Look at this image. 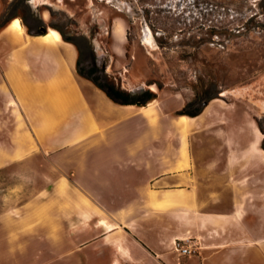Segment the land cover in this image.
<instances>
[{
  "label": "crops",
  "instance_id": "crops-1",
  "mask_svg": "<svg viewBox=\"0 0 264 264\" xmlns=\"http://www.w3.org/2000/svg\"><path fill=\"white\" fill-rule=\"evenodd\" d=\"M55 30L0 26V264H264L263 106L117 103Z\"/></svg>",
  "mask_w": 264,
  "mask_h": 264
},
{
  "label": "rangeland",
  "instance_id": "rangeland-1",
  "mask_svg": "<svg viewBox=\"0 0 264 264\" xmlns=\"http://www.w3.org/2000/svg\"><path fill=\"white\" fill-rule=\"evenodd\" d=\"M6 8L70 36L86 73L101 74L94 65L127 92L150 90L172 112L240 94L264 110V0H11Z\"/></svg>",
  "mask_w": 264,
  "mask_h": 264
},
{
  "label": "trees",
  "instance_id": "trees-1",
  "mask_svg": "<svg viewBox=\"0 0 264 264\" xmlns=\"http://www.w3.org/2000/svg\"><path fill=\"white\" fill-rule=\"evenodd\" d=\"M12 5L14 3H11ZM10 10V9H9ZM7 10V8L4 10L3 14L0 17V26L5 24L9 19L16 17L14 14L15 10ZM32 21L34 23L28 22L27 19L22 18L23 23L27 27V31L30 34H41L45 31V26L43 24V21L41 19H35L33 17ZM61 36L67 40L73 42L77 49H78V61H77V72L85 77L91 80L97 87H99L101 90H103L108 97H110L113 101L120 103V104H138V105H145L147 102H149L151 99L156 97V93L150 91V90H140V91H125L119 87H117L115 84L107 81L106 76L102 73L103 69H99L95 67L94 65L91 66L90 70L95 71V72H101V74H98L96 77L91 76L90 74L86 73L84 69L80 67V55H81V50L80 46L78 45L77 42L72 40L70 36L64 35V33L60 30L57 29ZM215 96L205 98L201 101L197 107L194 109L190 110L189 107L192 105V102H188L182 109L178 110V114H186L189 116H195L199 114L202 110V108L208 103L210 99H212ZM262 146L264 147V143H262Z\"/></svg>",
  "mask_w": 264,
  "mask_h": 264
},
{
  "label": "built area",
  "instance_id": "built-area-1",
  "mask_svg": "<svg viewBox=\"0 0 264 264\" xmlns=\"http://www.w3.org/2000/svg\"><path fill=\"white\" fill-rule=\"evenodd\" d=\"M174 250L178 252L179 255L184 256L193 251V248L185 240H176L174 242Z\"/></svg>",
  "mask_w": 264,
  "mask_h": 264
},
{
  "label": "bare ground",
  "instance_id": "bare-ground-1",
  "mask_svg": "<svg viewBox=\"0 0 264 264\" xmlns=\"http://www.w3.org/2000/svg\"><path fill=\"white\" fill-rule=\"evenodd\" d=\"M15 23H17L18 24V18H15V21H14ZM49 31L51 32V33H53V34H57V31L54 29V28H49ZM146 42L147 43H152V41H151V37L149 36H147V38H146Z\"/></svg>",
  "mask_w": 264,
  "mask_h": 264
}]
</instances>
